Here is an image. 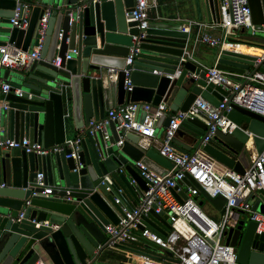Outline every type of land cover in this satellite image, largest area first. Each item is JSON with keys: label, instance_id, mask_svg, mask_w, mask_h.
I'll return each instance as SVG.
<instances>
[{"label": "water", "instance_id": "1", "mask_svg": "<svg viewBox=\"0 0 264 264\" xmlns=\"http://www.w3.org/2000/svg\"><path fill=\"white\" fill-rule=\"evenodd\" d=\"M16 1L0 0V46L13 44L28 52L39 43L38 20L45 10H50V16L40 59L16 76L7 95L0 94V140L28 138L50 148L65 142L69 120L78 132L90 120L103 119L119 105L164 103L171 112H185L198 96L213 111L225 95L221 88L206 83L202 67L191 56L190 35L182 32L179 21L149 22L141 52L131 66L132 91L125 90L123 70L127 68L131 37L138 32L136 23L126 18L133 0H23L33 5L26 30L10 26ZM209 1L216 18L217 0ZM247 1L254 31H231L233 36L226 40L215 65L219 70L245 74L259 57L252 52H264V38L255 34L264 33V0ZM72 50L76 54L65 60V54ZM55 57L61 59L59 66L52 63ZM112 74L116 79H110ZM7 77L5 73L3 78ZM15 90H20V96ZM227 118L237 127L244 126L248 134L239 128L230 135L217 131L201 146L207 129L205 122L195 117L180 125L173 147L189 153L191 147L176 139L187 136L196 150L244 175L245 160L250 161L244 147L249 135L257 154L264 150V118L238 107ZM119 123H110L107 140L99 135L85 136L78 158L66 159L69 149L45 156L0 151V264H95L105 249V226L117 225L123 216L122 205H137L139 189L146 190L135 164L140 162L159 176L173 168L158 152L142 149L134 134H125L118 147L115 128ZM168 124L169 118H163L156 128ZM38 173H42L45 187L52 188L47 197L32 196L44 191L34 184ZM201 195L222 211V197L211 199L202 190ZM185 198L182 194L181 199ZM260 201L264 204V194L258 195L252 211L264 214ZM152 220L164 222L166 216L145 222L156 231ZM243 226L240 221L236 230H230L225 243L237 248L238 263L264 264V234H254V222L245 230ZM140 243L144 241L138 238L135 243L115 247L139 255Z\"/></svg>", "mask_w": 264, "mask_h": 264}, {"label": "built area", "instance_id": "2", "mask_svg": "<svg viewBox=\"0 0 264 264\" xmlns=\"http://www.w3.org/2000/svg\"><path fill=\"white\" fill-rule=\"evenodd\" d=\"M32 7L30 3L17 0L13 16L9 21L10 26L17 30H26L29 27ZM155 8V0H133L132 10L126 13V18L136 23L138 31L131 37V47L125 63L127 68L123 70L124 88L128 92L132 91L131 66L141 52V42L146 37V29L150 22L149 14ZM49 16L50 10H45L37 22L36 30L40 39L32 51L23 52L13 44L0 46L1 69L25 70L33 61L40 59ZM177 21L180 22L179 19ZM213 30H220L222 34L215 37L212 34ZM241 30L245 32L250 30L252 33L254 31L247 0H221L218 18L210 24L182 21V32L193 34V49L201 44L222 50L226 40L232 36L231 31ZM75 54L76 51L72 50L65 54L64 59L69 60ZM52 63L59 66L61 59L55 57ZM201 67L206 83L219 87L225 92L213 111L210 104L200 96L185 112H171L164 103L157 106L128 103L111 109L103 119L90 120L86 127L78 130L74 139L65 140L62 145L44 148L39 142L28 138L20 140L6 138L0 140V151L20 150L36 156H45L69 149L70 155H65V158H78L80 142L85 136L99 135L107 140L110 136V123L120 121L115 128L119 134L116 143L118 147L122 146L125 134H134L139 137V145L144 150L154 143L158 154L172 163L173 168L164 176H159L140 162L135 164L139 169V176L145 182L146 190L139 189L137 205L129 206L127 203L122 205L123 216L117 225L105 226L106 241L102 253L116 249V245L135 243L139 238V242L142 240L144 243L139 244L141 249L139 255H136L143 262L135 260L137 264H240L237 261V248L225 242L228 232L238 227L242 215H247L249 222L256 224L254 232L256 236L264 234V214L257 210L252 211L258 195L264 194V150L250 159V164L245 166L244 175H240L221 166L202 153L201 149L192 154H182L173 147L172 143L180 125L195 117L202 119L207 129L201 146L208 144L217 131L230 135L239 128L248 134L244 126L237 127L232 123L227 118V114L234 107H238L264 118V56L258 57L254 67L245 74L228 73L215 66ZM154 74L157 72L154 71ZM191 77L196 78L194 75ZM11 89L10 84L0 80V94L7 95ZM15 94L20 96V90H15ZM3 108L6 109L7 105H3ZM163 118H169V124L163 127L162 137L158 140L155 137L156 124ZM249 137V142L244 146L248 153L250 147L255 149L252 138L250 135ZM131 183L135 185L134 181ZM34 184L44 188V191L41 194L32 193L33 197L38 195L47 197L52 193L51 187H45L42 173L37 174ZM201 190L211 199L220 196L225 200L222 211L209 202L220 213L218 221L202 211V202L199 201L202 197ZM117 192L122 195L120 189ZM182 194L186 197L184 200L181 199ZM250 198L253 199V203L250 202ZM119 202V198L115 199L116 204ZM28 204L29 201L26 202V205ZM259 205L264 207L261 201ZM22 216L21 212L19 219ZM163 216H166L164 222L152 220L156 231L145 226L146 221L151 222L152 218ZM57 228L58 226L54 225V229ZM160 231H163L162 234ZM36 264L45 263L38 261Z\"/></svg>", "mask_w": 264, "mask_h": 264}, {"label": "crops", "instance_id": "3", "mask_svg": "<svg viewBox=\"0 0 264 264\" xmlns=\"http://www.w3.org/2000/svg\"><path fill=\"white\" fill-rule=\"evenodd\" d=\"M155 1H156V8L155 10L151 11L149 14L151 23L168 22V21L173 22L179 19L181 23L182 21H192V22L210 24L211 22H215L218 18V17L215 18V16L211 14L210 12L211 2L209 0H197V1L196 0H155ZM220 1L221 0H217L218 7L220 4ZM212 34L215 37H219L222 34V32L220 30H213ZM190 39H191L190 51H192L191 53H192V57L194 61L197 62L198 65L203 66V67L215 66L219 58L220 49L219 48H209L201 44L197 45L193 49V46H192L193 34H190ZM34 48L35 46H32L28 52L32 51ZM252 68L253 67H251V69ZM21 72L22 70L20 71V70L1 69L0 80L7 84L14 83L16 76ZM5 73H8V77L6 80L3 78ZM115 78L116 76L112 75L110 79L114 80ZM3 105H7V104L3 102L2 106ZM138 117H140V114ZM162 130H163V126L156 129L155 137L158 140H160L162 137ZM76 135H77V131L74 129L72 121L69 120L68 123L66 124V140H72L75 138ZM176 139L181 141L185 145L191 147L189 153L192 154L196 151L195 145L194 146L192 145L189 137L184 136L182 139H178V138ZM148 149H152L155 152H157V148L155 147L154 143H152ZM256 153L257 152L255 151V149L250 147L249 149L250 159L254 158ZM245 162H246L245 166H248L250 164V161L245 160ZM127 204L131 206L130 203H127ZM105 253L107 254L109 253V251ZM130 261L128 262V264L131 263ZM120 264H125V263L121 262Z\"/></svg>", "mask_w": 264, "mask_h": 264}, {"label": "rangeland", "instance_id": "4", "mask_svg": "<svg viewBox=\"0 0 264 264\" xmlns=\"http://www.w3.org/2000/svg\"><path fill=\"white\" fill-rule=\"evenodd\" d=\"M255 34L264 38V33L257 32ZM199 201L202 202V211L213 220L218 221L220 213H218L203 196L199 198ZM250 202L253 203V199H250ZM241 221L244 222L243 230H245L249 223L248 216L242 215ZM135 260H139L136 254L113 248L109 250V253H103L95 264H120L121 262L128 264L129 261L131 262L130 264H137Z\"/></svg>", "mask_w": 264, "mask_h": 264}, {"label": "bare ground", "instance_id": "5", "mask_svg": "<svg viewBox=\"0 0 264 264\" xmlns=\"http://www.w3.org/2000/svg\"><path fill=\"white\" fill-rule=\"evenodd\" d=\"M244 51H251V50H244ZM254 53L255 55H259V57H263L264 56V52H261V51H255V52H252ZM139 262H143L141 259H139ZM124 263V262H123Z\"/></svg>", "mask_w": 264, "mask_h": 264}, {"label": "flooded vegetation", "instance_id": "6", "mask_svg": "<svg viewBox=\"0 0 264 264\" xmlns=\"http://www.w3.org/2000/svg\"><path fill=\"white\" fill-rule=\"evenodd\" d=\"M237 242H240V240H238Z\"/></svg>", "mask_w": 264, "mask_h": 264}]
</instances>
